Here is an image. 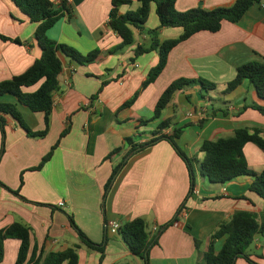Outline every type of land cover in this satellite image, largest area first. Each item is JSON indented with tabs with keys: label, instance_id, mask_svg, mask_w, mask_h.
Here are the masks:
<instances>
[{
	"label": "crops",
	"instance_id": "crops-1",
	"mask_svg": "<svg viewBox=\"0 0 264 264\" xmlns=\"http://www.w3.org/2000/svg\"><path fill=\"white\" fill-rule=\"evenodd\" d=\"M70 14L63 15L47 36L86 54L100 49L96 60L80 64L59 53L63 69L53 93V108L47 133L31 136L11 115L5 126V146L0 160V181L19 190L27 200L0 185V229L19 222L31 229V249L46 252L78 245V264H145L134 255L120 234L110 229L136 217L143 218L152 233L176 213L187 198L178 220L167 227L150 250V264H197L201 252L209 249L219 224L237 210L262 212L264 200L250 189L252 176H240L225 183L211 182L195 170V192L186 162L168 139L134 153L120 170L104 202V188L113 169L132 144L144 143L160 134L171 135L191 158L202 159L200 146L206 139L231 135L241 127H260L264 135V114L252 107L263 105L245 79L233 91L225 85L233 80L237 67L249 61L264 62V0L249 9L237 22L224 20L218 31L202 30L177 44L169 53L167 65L155 81L142 87L150 69L159 61L157 50L140 55L138 46L149 47L157 29L160 40L178 37L182 27H159L155 3H151L145 27H133L134 40L115 51L122 37L109 25L112 0H69ZM235 0H176L183 11L196 6L211 9L231 6ZM138 0L118 7L120 13L135 10ZM32 21L13 0H0V33L21 42L0 38V81L24 72L41 56ZM180 77L204 78L216 83L204 89L198 83L174 93L160 117L153 118L156 103L165 88ZM37 84L25 90H33ZM137 93L129 106L122 104ZM213 94V95H212ZM0 100L21 105L20 112L34 131L46 127L45 113L33 111L12 94ZM163 120L169 124L159 129ZM66 131L64 135L62 133ZM154 132H158L155 134ZM131 139V143L125 139ZM58 142L51 158L37 166ZM2 132L0 127V149ZM121 148L111 157L109 154ZM249 166L264 170V150L253 142L243 148ZM201 154V156H200ZM22 176V179H21ZM198 180V182L196 181ZM63 201L64 206H59ZM67 213L94 242H106L105 256L89 248L71 226ZM154 233V232H153ZM214 243L218 252L225 241ZM20 240H5L0 264H14ZM250 257L264 264V234L258 233L248 249ZM235 264H252L237 258Z\"/></svg>",
	"mask_w": 264,
	"mask_h": 264
},
{
	"label": "trees",
	"instance_id": "trees-1",
	"mask_svg": "<svg viewBox=\"0 0 264 264\" xmlns=\"http://www.w3.org/2000/svg\"><path fill=\"white\" fill-rule=\"evenodd\" d=\"M17 6L27 14L32 21L39 22L35 35L42 54L32 65L24 72L13 76L12 78L0 81V97L5 94L14 95L17 100L30 107L33 111H43L45 113L46 127L43 130L34 131L25 122L23 115L17 107L16 102L0 100V127L2 132V144L0 149V160L5 146V126L7 116L11 115L18 123L24 127L31 136L42 137L47 133L50 124V116L53 108V93L58 87V76L63 69V63L59 53H63L80 64L92 63L100 54V49L95 48L84 54L76 48L61 42H57L47 36V30L63 15L70 14L71 5L66 0H13ZM140 5L135 10H128L120 13L118 7L122 4H129L132 0H112V7L109 13V25L121 37L122 41L111 51L118 50L130 44L134 40L133 27L143 29L149 16L150 5L155 3L156 13L160 20L159 27H182L183 32L175 38L160 40L157 35V29H150L148 32L152 36V43L147 47L138 46L136 55H140L150 49L157 50L159 54L158 63L153 66L143 82L142 87L155 81L167 65L170 51L180 42L188 39L196 32L202 30L218 31L221 29L222 22L239 21L255 3L261 0H235L231 6H218L207 9L203 6H196L187 10H177L176 0H138ZM0 38L4 40H13L17 43L21 41L17 38H10L0 33ZM245 79H248L258 95L264 98V62L249 61L237 67V73L233 80L225 85L224 92L233 91ZM198 83L204 89H213L217 87L216 83L210 82L204 78L180 77L173 80L162 92L154 111L153 118L160 117L162 110L170 103L174 93L184 89L187 85ZM33 90L25 88L34 86ZM137 93L122 104V107L129 106L135 100ZM253 108L264 114V106L253 104ZM169 120H163L159 129L165 128ZM66 131L62 133L64 135ZM157 134L158 132H154ZM181 133V128H174L171 135L160 134L144 143L132 144L121 162L114 167L113 172L104 188V202L107 198L115 178L120 170L127 163L128 159L137 151L145 149L161 139H168L173 145L178 155L186 162L190 172L191 184L190 191L195 186V166L197 163L198 171L203 177L211 182L225 183L240 176H252L253 181L250 189L258 193L264 200V170L255 171L249 166L245 157L243 148L247 142H253L264 150L263 129L260 127H241L234 130L231 135L221 136L216 139H206L200 146L203 153L201 160L189 157L177 144L175 138ZM131 143V139H125ZM58 142L52 146L51 150L43 156L37 166L32 169H40L51 158ZM121 150L116 148L110 152L109 157ZM22 179V176H21ZM0 185L27 200L17 189H13L0 181ZM187 198L181 203L173 217L165 224L159 227L156 232L148 230L146 221L141 217L133 218L120 224L118 233L123 241L128 245L131 252L144 260L145 264H150V250L153 245L158 243L162 232L178 220L179 214L186 207ZM71 226L77 232L81 241L89 248L101 253L100 263L105 256L106 242L101 243L91 240L85 232L76 224L73 215L67 213ZM258 233L264 234V210L255 212L249 210H237L232 216L222 221L212 234L209 249L201 252L197 264H235L237 258L243 257L252 264H259L250 257L248 249L253 243ZM225 236L226 239L222 248L216 252L214 243L216 239ZM16 238L20 240V246L17 259L14 264H78L79 254L78 245L67 247L64 250L46 252L43 248L37 253L38 248L31 249V229L19 222H13L0 229V263L3 261L5 253V240ZM112 264H131L129 262Z\"/></svg>",
	"mask_w": 264,
	"mask_h": 264
},
{
	"label": "built area",
	"instance_id": "built-area-1",
	"mask_svg": "<svg viewBox=\"0 0 264 264\" xmlns=\"http://www.w3.org/2000/svg\"><path fill=\"white\" fill-rule=\"evenodd\" d=\"M57 1H60V0H57ZM66 1H68V2L70 3L69 0H66ZM192 191L195 192V191H196L195 188H193ZM59 206H64V202H63V201L59 202ZM119 226H120V223H118V222H113V223H111L110 229H111V231H113V232H117ZM158 229H159L158 226H154V227L152 228V232H156Z\"/></svg>",
	"mask_w": 264,
	"mask_h": 264
},
{
	"label": "rangeland",
	"instance_id": "rangeland-1",
	"mask_svg": "<svg viewBox=\"0 0 264 264\" xmlns=\"http://www.w3.org/2000/svg\"><path fill=\"white\" fill-rule=\"evenodd\" d=\"M213 95V94H212ZM21 107V105L19 106V110L21 109L20 108ZM203 154V153H202ZM200 156H201V154H200ZM194 166H195V170H196V167H197V163L196 162H194ZM197 182H198V180H196Z\"/></svg>",
	"mask_w": 264,
	"mask_h": 264
}]
</instances>
